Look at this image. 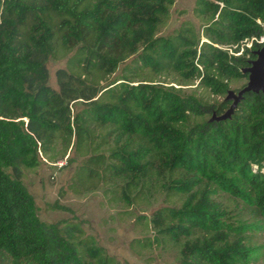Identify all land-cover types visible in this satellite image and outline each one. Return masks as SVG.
<instances>
[{
	"label": "trees",
	"instance_id": "trees-1",
	"mask_svg": "<svg viewBox=\"0 0 264 264\" xmlns=\"http://www.w3.org/2000/svg\"><path fill=\"white\" fill-rule=\"evenodd\" d=\"M174 0H0V264H121L81 222L43 221L23 170L76 159L69 189H103L144 232L139 255L180 248L179 264H258L264 231V94L247 79L263 43L264 0H196L161 34ZM66 60L49 84L47 61ZM190 86L196 89L188 92ZM244 84L236 88L241 89ZM81 100L83 107L75 109ZM12 170V174L8 170ZM240 200L248 221L218 199ZM158 196L152 217L137 215Z\"/></svg>",
	"mask_w": 264,
	"mask_h": 264
},
{
	"label": "rangeland",
	"instance_id": "rangeland-1",
	"mask_svg": "<svg viewBox=\"0 0 264 264\" xmlns=\"http://www.w3.org/2000/svg\"><path fill=\"white\" fill-rule=\"evenodd\" d=\"M196 0H174L171 9V20L166 24L161 34H167L178 27L183 20H191L196 25L200 21L193 13ZM66 60L47 61L50 77L49 84L56 90L59 89L56 71L64 67ZM247 79L232 84L229 89L236 90ZM196 89L190 86L188 92ZM237 91V90H236ZM198 95L208 97L211 102L222 101L224 96H213L204 89L197 91ZM81 100L75 102V109L82 108ZM80 162L76 159L71 165L66 159L57 163L41 160L40 166L35 170H23V182L33 195L37 206L39 217L47 222L74 221L81 222L85 231L93 235L98 243L106 251L114 256L121 264H179L182 257L180 248H157L146 251L143 255L137 254L130 246V242L143 235L141 224L136 223L135 218H126L121 214L124 208L109 204L103 194V189H96L84 194L73 193L68 185L71 182L76 165ZM12 174V170H8ZM218 201L228 212L232 220L248 221L250 215L244 210L240 200L229 195L221 196ZM165 203L162 196H158L152 205H143L136 209L137 215L152 217L153 212ZM249 240L253 244L261 245V256L258 264H264V231L255 230L250 233Z\"/></svg>",
	"mask_w": 264,
	"mask_h": 264
},
{
	"label": "water",
	"instance_id": "water-1",
	"mask_svg": "<svg viewBox=\"0 0 264 264\" xmlns=\"http://www.w3.org/2000/svg\"><path fill=\"white\" fill-rule=\"evenodd\" d=\"M254 54L256 58L249 62L247 67L242 69L244 74H247V82L239 90H231L228 88L224 99L232 101L230 107L221 115L214 112L212 120H226L229 119L235 112L236 107L244 98L245 93L254 92L264 94V43L257 49Z\"/></svg>",
	"mask_w": 264,
	"mask_h": 264
},
{
	"label": "built area",
	"instance_id": "built-area-1",
	"mask_svg": "<svg viewBox=\"0 0 264 264\" xmlns=\"http://www.w3.org/2000/svg\"><path fill=\"white\" fill-rule=\"evenodd\" d=\"M258 41L261 42V43H264V36H262L261 39L258 40Z\"/></svg>",
	"mask_w": 264,
	"mask_h": 264
}]
</instances>
